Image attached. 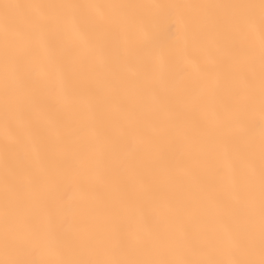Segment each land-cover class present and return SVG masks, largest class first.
<instances>
[{"label": "snow or ice", "instance_id": "obj_1", "mask_svg": "<svg viewBox=\"0 0 264 264\" xmlns=\"http://www.w3.org/2000/svg\"><path fill=\"white\" fill-rule=\"evenodd\" d=\"M0 264H264V0L0 2Z\"/></svg>", "mask_w": 264, "mask_h": 264}, {"label": "bare ground", "instance_id": "obj_2", "mask_svg": "<svg viewBox=\"0 0 264 264\" xmlns=\"http://www.w3.org/2000/svg\"><path fill=\"white\" fill-rule=\"evenodd\" d=\"M0 2H4V0H0ZM12 2H24V0H12Z\"/></svg>", "mask_w": 264, "mask_h": 264}]
</instances>
